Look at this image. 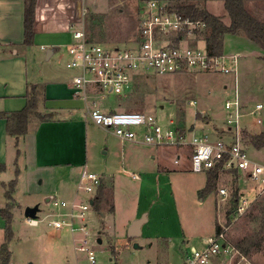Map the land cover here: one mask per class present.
Returning a JSON list of instances; mask_svg holds the SVG:
<instances>
[{
	"label": "rangeland",
	"instance_id": "1",
	"mask_svg": "<svg viewBox=\"0 0 264 264\" xmlns=\"http://www.w3.org/2000/svg\"><path fill=\"white\" fill-rule=\"evenodd\" d=\"M114 1L117 0H111L108 4L101 2L102 10L106 9V11L98 17H94V20L87 24V30L92 38L105 45L131 47L138 36V16L142 5L139 6L136 3L134 6L133 1H130L127 3L129 6H119L112 10L110 6ZM215 1L223 11L211 8L212 12L221 16L224 14L223 20L229 23L231 19L224 1ZM172 4L175 6V3ZM75 27L80 28L81 26ZM206 33L207 31L202 34L203 39H205ZM241 36L244 35L230 37L227 44L228 49L240 51L238 45L243 40H247ZM44 38H46L44 42L47 44V48H50L52 43H59L61 49L52 60L47 61V49H41L40 43L39 46L32 47L30 50L36 57L32 60V54L29 55L30 76L38 75L49 68L50 71L57 72L72 81L75 72L66 66L67 58L65 57L70 41L68 40L69 34L55 32L44 36ZM243 53L238 62L240 94L249 98V101H253V105L258 101L264 104V73L251 67L252 61L256 58L254 54L250 55L252 52L244 51ZM147 73L148 76L141 74L137 77L129 94L119 96L110 93L103 99V102L108 106L115 107L118 111H145L160 117L165 116V119L176 118L178 124L183 126L186 131L194 124L195 130L190 131L191 135L193 133L212 135L214 125L207 124L208 120L226 126L225 100L232 99L234 96L232 90L235 84V75L233 73L225 74L219 71L192 69L168 74H157L153 70H149ZM226 83L230 87L229 90H225L224 84ZM40 90L37 89L39 99L42 98L39 96L42 94ZM190 99H197L198 104L196 106L189 105ZM202 109L203 112H208L210 115L206 116L204 113H200L201 116L197 118L196 112ZM261 116L263 123L256 125V131L264 127V109ZM249 121H253L251 116L242 118V125H246ZM88 134L90 146L91 142H93L92 146L96 141L103 142L109 135L107 130L95 125L89 126ZM248 147H250L248 148L250 156L264 164V151ZM104 149L105 145L93 150L90 148L87 170L100 173L99 170L106 163ZM168 150L170 154L169 166L173 169L171 174L169 173L172 192L169 193V188L165 187L162 182L157 184L156 181L153 186L147 189L149 193L144 199L145 205L148 204L150 207L153 203L158 209L160 220L157 224L152 225L153 229L164 234L173 233V239H177L171 248L169 264H183L191 248L200 247L201 239L204 238L193 237L189 243L185 244L183 239L176 236L179 232L178 218L183 222L184 228L192 233L191 236L214 234L219 221L220 224L226 226L230 241L247 256L250 263L264 264V183L246 175H242L238 181L235 176H230L229 181L222 180L218 184L220 187L222 186L221 188H226L227 195L218 194L216 191L201 195V189L196 190V186L203 178V173L189 171L185 162V157L190 155V151L175 148ZM180 153H182V160L175 163L174 156ZM117 167L113 170L119 173L117 187L114 189V193L111 191L113 187L108 189L109 196L106 198L107 202L103 203L102 209L91 205L85 220L75 218L77 226L88 225L89 232L86 236V243L81 241L85 237V232L81 230L73 235L64 229L60 236L57 235L54 226L49 223L56 217L54 211L57 206L53 204L52 200L46 201L48 195L53 196V200L56 198L70 199V194L65 188L69 187L70 191H75L78 176L76 169H71V175L64 178H61L60 174H57L59 176L57 178L45 174L43 175V184L40 182L41 178L29 181V171L26 169L22 171L20 186L15 194L19 208L15 212V221L12 225L16 236L10 243L11 264H89L86 252L78 248L81 245H86L96 252L98 264H162L167 262L168 259L164 257V249L159 246L157 240L146 237H129L121 227L120 220L129 217L138 204V186L142 182L134 181L123 170L121 162L120 165L117 164ZM10 175L17 177L16 174ZM240 191L244 192L250 200L249 206L243 213L238 211L239 199L242 197ZM55 192L56 194H54ZM80 195L84 198L80 196L76 199L78 202L89 200V195L82 190H80ZM5 201L4 187L0 182V205H4ZM39 203L38 217L42 221L37 226H31L27 222L25 209ZM113 204L121 212L120 219L117 221L118 230H110L106 234L102 231V225L104 220L108 222L113 220L110 212V206ZM101 210L107 213L106 217L103 216ZM3 226L0 217L1 237L4 234ZM99 237L103 239L101 244L98 242ZM189 238L190 236L186 237V239ZM153 241L155 242L153 243ZM135 243L141 247L135 248ZM112 248L116 250V256L113 254Z\"/></svg>",
	"mask_w": 264,
	"mask_h": 264
},
{
	"label": "crops",
	"instance_id": "2",
	"mask_svg": "<svg viewBox=\"0 0 264 264\" xmlns=\"http://www.w3.org/2000/svg\"><path fill=\"white\" fill-rule=\"evenodd\" d=\"M110 1L111 0H37L35 7V23L38 20H43L46 22V26L45 30L43 31H36L34 28V42L32 45H26L24 43L25 0H0V113L4 112L6 113V116H10L12 112L23 109L27 105L29 91L33 87H36L37 89H41L40 91L42 92V94H39V96L42 98L39 99L40 108L38 107L37 110L45 116L44 118H40L37 114H32L30 116L27 133L19 137L18 146L16 143V137L10 135L7 132L6 117H0V164L5 165V169L0 170V182H2L4 187V194L6 197L5 204L0 205V217L4 224V234L2 237V230L0 231V264H2L1 248L6 239L5 218L2 215V209L5 208L7 204L13 205V225L15 221V212L19 208L18 199L15 197V194L18 190V187L20 186L22 171L25 169L29 171V181L32 182L37 178H41L40 182L43 184V175L45 174L52 178H57L59 177L57 174H60V177L64 178L65 176L71 175V169H76L78 176L75 191H70L69 187L65 188L67 193L70 194V199L66 200L56 198L53 200V196L48 195L46 197V201L50 202L52 200L55 206L56 200H65L71 202L81 196L79 182L82 173L88 169L87 164L90 148L91 150L95 149L96 147L102 148L103 145H105L104 158L106 163L104 166H102L103 168L99 170L100 173L96 172L103 176V182L101 185L103 200L100 203V209H102V205H104L103 203L105 201L107 202L106 198L109 196L108 189L113 187L111 191L114 193V189L117 187L119 173L114 172L113 170L118 168L117 164L120 165L121 162L123 165V170L128 175H130L134 181H141L142 184L140 183L138 186L137 206L129 217L120 220V225L123 227L124 232L129 236L134 222L144 216L145 220L139 228L140 234L137 237H146L148 239L157 240L159 246L164 249V257L168 259L167 262L165 261V263L163 262L162 264H169L171 248L173 246V242L175 240L177 241V239H173V233L164 234L153 229L152 225L157 224V222L160 220V217L157 213L158 209H156L153 203H151L150 207H148V204L145 205V199L146 194L149 193L147 189L153 186L156 181L157 184L162 182L165 187L169 188V193L172 192V183L169 173L173 169L169 166L170 154L168 149H188L190 151V155L185 157V162L189 171H193L191 166L192 147H165L148 144L142 141L123 139L116 135L113 130L96 125L91 120L89 115V109L92 106V100H97L101 107L106 110L115 109V107L108 106V104L103 102V99L109 94L104 98L101 96H98L97 98L92 96L91 98L85 100L76 93L75 87L73 85V79L72 81L68 80L65 76L59 75L57 72L50 71L49 68L38 75H34L33 77H31L29 74V55L32 54L30 50L32 47L39 46L38 44L40 43L41 49H47V61L52 60L56 53L61 49L59 43H52V46L47 48V44L44 42L46 39L44 36L55 32L66 33L69 34V44L72 40L73 29L77 28L75 26L79 25L85 27L88 36L92 40L100 42L89 35L90 33L87 30V24L94 20V17H98L100 14H103L106 11V9L102 10L101 2H106L108 4ZM130 1H133L134 6H141L147 0H117L114 1L110 8L113 10L119 6H129L127 3ZM167 1L176 3L185 1L189 2L193 0ZM197 3H199V6L206 7L211 13H213L211 8L219 11L222 10L215 0ZM246 5L247 8L251 10L259 19L264 20V0H247ZM216 15L221 16L220 14ZM230 22L227 24H230ZM232 36L233 35L230 34L225 36L223 52L228 55L237 54L239 59L244 54V51L252 52L250 55L254 54L256 58L252 61L251 67L254 68V70L264 73V60L261 59V56L264 55V50L245 36L241 37H245L247 40H243V42L238 45L243 51L230 50L228 49L227 44L229 43L231 39L230 37ZM50 49H52V52L48 56V51ZM35 57L36 56L32 54V60H34ZM65 57L68 58L67 49L65 52ZM74 72L73 78L76 74V71ZM238 82L239 84L237 83V87L239 90L240 79ZM224 87L225 90H229L230 88L227 83L224 84ZM234 87L232 90L233 93ZM239 96L246 109L247 107L253 106L254 102L249 101V98L245 97L244 95L241 96L240 91ZM259 102L260 101L257 103ZM198 112L204 113L206 116L210 115L208 112H203V109ZM198 112H196V114ZM158 117L161 120H166L164 118L165 116ZM206 123H212L214 125V133L210 135L212 140H216L220 137H223L225 140H230V133L226 126L224 127L209 120L206 121ZM92 125L107 130L109 135L105 140H103V142L96 141L93 146V142H91L90 146L88 128ZM256 125L257 124L254 123V121H249L246 125H243V129L247 132L249 131L250 134H258L264 131V127L261 130L256 131ZM179 126L181 125L179 124ZM181 127L184 128L183 126ZM192 127L193 130H195L194 124L190 126L189 130H191ZM248 146H251V148L254 150L264 151V148L256 149L252 145ZM177 157H179L178 162H176ZM181 160L182 153L176 154L174 156L175 163H179ZM17 170L19 172L18 183L16 185L15 191L13 192L14 200L10 201L6 196V192L8 190L9 182L15 178L10 174L15 175ZM205 171L206 174L204 171H193V173H203V178L196 186V190H202L207 185L209 170ZM132 174H137V177H134ZM242 175H244L242 172L219 169L216 188L213 191H216L219 194V189L222 187L218 185L220 181H229L231 179L230 176H235L238 181ZM62 187L64 186L62 185ZM98 192L99 189L96 193V196L98 195ZM241 193L244 192L240 191V194ZM54 194H56V192ZM96 196L94 198H96ZM81 197L84 198V196ZM94 198L92 199L93 202ZM201 200L204 201V199ZM38 205L40 208V203ZM92 205H94V203ZM67 211L68 208H58L57 206L56 210L54 211L55 214L53 213L54 216L56 215L54 219H59L61 214L63 215ZM102 211L103 210H101V212ZM110 212L113 216V220L111 222L104 220L102 225V231L106 234H108L110 230H118L117 221L120 219L119 215H121V212L118 211L117 206L114 204L110 206ZM102 214L104 217L107 216L105 211L102 212ZM48 215L51 216L52 214ZM52 220L49 221L51 225ZM178 221L179 222H177V225H179V232L176 236L179 239H183L185 244L189 243L193 237H198L199 239L208 236H191L192 233L188 232V230L184 228L181 219L178 218ZM218 225L221 226L222 224H220L218 221ZM218 225L216 231L218 230ZM12 229L14 238L16 236V231L13 226ZM62 231L56 230L57 235L60 236ZM189 236L190 238L186 239V237ZM154 242L155 241H153V243ZM10 243L11 241L9 242V248ZM9 264H11V257Z\"/></svg>",
	"mask_w": 264,
	"mask_h": 264
},
{
	"label": "built area",
	"instance_id": "3",
	"mask_svg": "<svg viewBox=\"0 0 264 264\" xmlns=\"http://www.w3.org/2000/svg\"><path fill=\"white\" fill-rule=\"evenodd\" d=\"M208 25L201 18L184 15L167 0H147L140 8L138 16V36L131 47L105 45L92 40L84 26L73 29L72 40L68 44L66 66L76 71L73 85L82 99L106 97L110 93L119 96L129 94L139 74L148 76V71L157 74L184 72L188 70L219 71L235 75L233 98L225 100L227 110L226 127L230 140L223 137L212 140L210 135H198L179 126L176 118L161 120L157 115L145 111L106 110L97 100H92L89 109L91 120L98 126L111 129L126 140L142 141L165 147L191 146V166L194 172L212 168L238 171L251 179L264 183V164L253 159L248 145L243 139L242 118L251 116L256 124H261L264 104L255 103L244 107L237 87V54L213 55L203 39ZM200 36V37H199ZM202 37V38H201ZM189 105L196 106L192 99ZM179 161L177 157L176 162ZM137 177V174H132ZM103 182V176L92 171H84L79 182V190L89 195V200H56L58 208H68L52 225L57 231L67 229L73 235L85 232L82 242H87V224L77 226L75 218L85 220L91 200L96 196ZM227 195L226 188H220ZM238 211L243 213L249 206V198L240 194ZM59 215V214H58ZM42 219L27 218L31 226H37ZM226 226L222 225L212 235L202 238L200 247L194 246L186 255L183 264H252L247 256L229 239ZM86 252L89 264H98L96 252L86 246L78 247Z\"/></svg>",
	"mask_w": 264,
	"mask_h": 264
},
{
	"label": "trees",
	"instance_id": "4",
	"mask_svg": "<svg viewBox=\"0 0 264 264\" xmlns=\"http://www.w3.org/2000/svg\"><path fill=\"white\" fill-rule=\"evenodd\" d=\"M208 0H193L185 2H176L175 8L180 13L191 16L194 18H201L206 21L208 25L206 33V44L213 55H220L224 50V39L227 34L233 36L244 35L252 42L257 44L264 50V20L259 19L251 10L247 8V0H223L227 13L230 16L231 22L227 24L222 16L211 13L206 7L199 6L197 2H207ZM37 0H25V40L26 45H32L35 39L34 24H35V7ZM264 60V55L261 56ZM39 97L37 88L33 87L28 93L27 105L19 110L12 112L10 116H6V113L1 112L0 117H6L7 119V132L10 135L16 137L17 146L19 145V137L28 130V123L32 114H37L40 118L45 116L38 112ZM201 112L196 114L197 118L201 116ZM228 130V129H227ZM244 143L246 145H252L256 149L264 148V131L258 134H250L244 130L243 133ZM5 169V165L0 164V170ZM219 168L215 167L208 171V182L204 189L200 191L201 195H206L216 188V181L218 178ZM18 170L16 171L17 177L11 180L8 184V190L6 196L10 201H13V192L15 191L18 183ZM102 198V187L99 188L98 195L94 198V205L100 209V203ZM12 204H7L2 209V215L5 218L6 227V239L1 248L2 264H9L11 251L9 248V242L13 238V213ZM220 226L218 225V229ZM112 252L115 255L116 250L112 248ZM116 256V255H115Z\"/></svg>",
	"mask_w": 264,
	"mask_h": 264
},
{
	"label": "water",
	"instance_id": "5",
	"mask_svg": "<svg viewBox=\"0 0 264 264\" xmlns=\"http://www.w3.org/2000/svg\"><path fill=\"white\" fill-rule=\"evenodd\" d=\"M45 26H46V22L45 21H43V20H38L36 23H35V26H34V28H35V30L36 31H43V30H45ZM51 52H52V49H50L49 51H48V56H49V54H51ZM191 130H193V127L191 128ZM94 202H93V200H92V204H93ZM40 210V208H39V205L38 204H36V205H34V206H28V207H26V209H25V216L27 217V218H37L38 217V211ZM144 220H145V217L143 216V217H141V218H139V219H137L135 222H134V224L132 225V227H131V231H130V233H129V236L130 237H137L140 233H139V228H140V226L143 224V222H144ZM98 242L101 244V243H103V239L101 238V237H99L98 238ZM134 247L135 248H140L141 246L138 244V243H135L134 244ZM66 264H69V263H66Z\"/></svg>",
	"mask_w": 264,
	"mask_h": 264
}]
</instances>
